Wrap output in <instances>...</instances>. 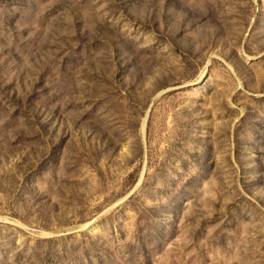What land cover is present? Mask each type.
<instances>
[{"label": "rangeland", "instance_id": "rangeland-1", "mask_svg": "<svg viewBox=\"0 0 264 264\" xmlns=\"http://www.w3.org/2000/svg\"><path fill=\"white\" fill-rule=\"evenodd\" d=\"M0 264H264V0H0Z\"/></svg>", "mask_w": 264, "mask_h": 264}, {"label": "water", "instance_id": "water-1", "mask_svg": "<svg viewBox=\"0 0 264 264\" xmlns=\"http://www.w3.org/2000/svg\"><path fill=\"white\" fill-rule=\"evenodd\" d=\"M148 115H149V113L147 114V120H148ZM146 127H147V121H146V124H145L144 133H143V137H144V139H145ZM140 183H141V181H140Z\"/></svg>", "mask_w": 264, "mask_h": 264}, {"label": "bare ground", "instance_id": "bare-ground-1", "mask_svg": "<svg viewBox=\"0 0 264 264\" xmlns=\"http://www.w3.org/2000/svg\"><path fill=\"white\" fill-rule=\"evenodd\" d=\"M146 121H147V118L144 120V124H143V132H144V129H145Z\"/></svg>", "mask_w": 264, "mask_h": 264}]
</instances>
